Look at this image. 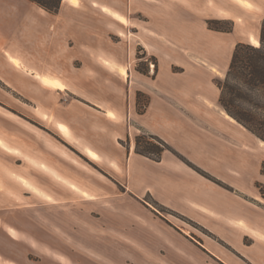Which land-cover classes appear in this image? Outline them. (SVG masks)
Returning a JSON list of instances; mask_svg holds the SVG:
<instances>
[{
    "label": "crops",
    "instance_id": "crops-1",
    "mask_svg": "<svg viewBox=\"0 0 264 264\" xmlns=\"http://www.w3.org/2000/svg\"><path fill=\"white\" fill-rule=\"evenodd\" d=\"M204 9L205 0H61L50 13L30 0H0V81L27 100L43 124L45 118L65 124L64 135L75 143L53 126L68 143L95 151V162L105 161L116 174L124 199L150 197L205 230L179 236L152 218L161 234L138 225L124 237L92 238L84 246L96 255L121 253L129 264H264V198L255 185L264 184V148L218 106L211 77L224 71L230 54L216 38L205 43L201 24L194 32L195 11ZM220 13L236 24L240 18L229 9ZM137 45L143 60H157L148 76L138 77V90L149 97L142 113L130 74ZM178 64L180 73L173 71ZM139 128L203 169L210 164L231 189L167 151L159 161L137 154ZM97 135L119 147L103 155L91 144ZM83 252L90 263H81L99 264Z\"/></svg>",
    "mask_w": 264,
    "mask_h": 264
},
{
    "label": "rangeland",
    "instance_id": "rangeland-1",
    "mask_svg": "<svg viewBox=\"0 0 264 264\" xmlns=\"http://www.w3.org/2000/svg\"><path fill=\"white\" fill-rule=\"evenodd\" d=\"M235 1L243 9L230 0H205L204 11H195L194 32H199L196 26L201 24L199 28L205 30V43L209 36L216 38L226 45V51L230 54L224 71L215 69L211 77L219 94L217 84L225 78L235 46L237 43L253 46L250 42L254 38L259 44L253 30L258 27V32L264 20V0ZM220 8L240 14L241 19L236 24L235 20L222 15ZM134 56L130 74L136 111L142 113L141 110H145L147 105L145 99L149 97L138 90V77L148 76V68H152L157 60L153 56L143 60L145 53L140 45L135 47ZM180 65L173 67V71L180 73L183 69ZM218 106L231 117L220 104ZM38 111L36 114L40 115ZM44 121L46 124L35 116L31 104L28 105L21 94L0 81V264L90 263V260L81 259L83 250L84 257L97 260L99 264H129L121 253L103 257L89 251L84 244H88L92 238L127 236L138 225L161 234L152 223V218L179 236L191 238L205 233L193 221L163 207L150 197H145L143 201L124 199L120 196L121 188L116 174L110 172L112 169L105 161L95 162L97 159L88 156L84 149L82 152L68 143L54 130L53 119L45 118ZM141 130L139 128L136 135ZM64 136L71 143L76 142ZM257 140L264 148L261 145L263 140L259 137ZM118 142L123 146L129 144V140ZM91 144L105 156L119 147V144H112L101 135H97ZM169 146L179 154L167 151L175 159L187 165L184 158L214 180L201 174L206 179L227 189L226 184L211 173L210 164L205 162L203 169L185 153ZM262 165L261 173L264 174ZM255 185L264 198V184L257 181ZM144 213L149 220L144 218ZM65 248L68 254H61Z\"/></svg>",
    "mask_w": 264,
    "mask_h": 264
},
{
    "label": "trees",
    "instance_id": "trees-1",
    "mask_svg": "<svg viewBox=\"0 0 264 264\" xmlns=\"http://www.w3.org/2000/svg\"><path fill=\"white\" fill-rule=\"evenodd\" d=\"M30 1L54 13L57 12L61 0ZM257 35L259 44L251 43L253 46H246L243 43H237L235 46L225 78L217 84L220 88L218 102L231 117L264 141V20L260 24ZM145 101L148 102L147 97ZM143 111L142 109L141 112ZM134 143V151L137 154L155 161L161 159L164 151L170 150L179 155L166 141L144 130L135 136ZM182 159L200 174L213 179L192 163ZM262 170H264V163ZM224 186L231 189L227 185Z\"/></svg>",
    "mask_w": 264,
    "mask_h": 264
},
{
    "label": "bare ground",
    "instance_id": "bare-ground-1",
    "mask_svg": "<svg viewBox=\"0 0 264 264\" xmlns=\"http://www.w3.org/2000/svg\"><path fill=\"white\" fill-rule=\"evenodd\" d=\"M108 12H111L110 10L108 11ZM113 15L115 16V17H118L120 20H122L123 21V18L122 17H120V16H118L117 14H115V13H113ZM252 44H258V41H257V39H253V41H252ZM123 70V69H122ZM60 87H62V86H60ZM209 102V101H208ZM231 118V117H230ZM235 120V119H234ZM56 127L60 130V131H62V132H64V133H67V134H69V128L65 125V124H63V123H60V122H57L56 123ZM261 145H263L264 146V141H261ZM84 151H85V153L88 155V156H90L91 158H93V159H97V153L95 152V151H93L92 149H89V148H85L84 149ZM83 192V191H82ZM84 193V192H83ZM85 195H87L86 193H84ZM89 198H90V196H88ZM92 198H94V197H92ZM95 200H96V198H95Z\"/></svg>",
    "mask_w": 264,
    "mask_h": 264
}]
</instances>
